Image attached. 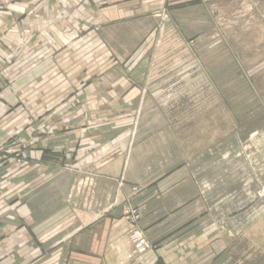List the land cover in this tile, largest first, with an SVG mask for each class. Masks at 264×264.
Listing matches in <instances>:
<instances>
[{"label": "crops", "instance_id": "crops-1", "mask_svg": "<svg viewBox=\"0 0 264 264\" xmlns=\"http://www.w3.org/2000/svg\"><path fill=\"white\" fill-rule=\"evenodd\" d=\"M191 1L0 0V264H264L263 224L174 243L184 149L148 69L157 36H195ZM128 205L145 208L144 255Z\"/></svg>", "mask_w": 264, "mask_h": 264}, {"label": "rangeland", "instance_id": "rangeland-1", "mask_svg": "<svg viewBox=\"0 0 264 264\" xmlns=\"http://www.w3.org/2000/svg\"><path fill=\"white\" fill-rule=\"evenodd\" d=\"M193 1L205 6L184 27L195 36L176 28L174 36H157L148 69L164 127L178 132L184 149L174 168L181 193L174 198V243L235 219L243 238L251 225H264V0ZM185 2L174 0V7ZM144 209L125 208L135 252L137 232L149 250L154 246L139 226Z\"/></svg>", "mask_w": 264, "mask_h": 264}, {"label": "built area", "instance_id": "built-area-1", "mask_svg": "<svg viewBox=\"0 0 264 264\" xmlns=\"http://www.w3.org/2000/svg\"><path fill=\"white\" fill-rule=\"evenodd\" d=\"M157 17H162V14H158ZM131 241L138 255H144L151 248L145 236L139 232L133 234Z\"/></svg>", "mask_w": 264, "mask_h": 264}]
</instances>
